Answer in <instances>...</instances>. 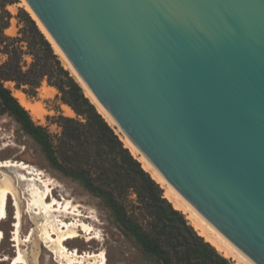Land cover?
Returning a JSON list of instances; mask_svg holds the SVG:
<instances>
[{"label": "water", "instance_id": "95a60500", "mask_svg": "<svg viewBox=\"0 0 264 264\" xmlns=\"http://www.w3.org/2000/svg\"><path fill=\"white\" fill-rule=\"evenodd\" d=\"M25 2L139 151L264 264V0Z\"/></svg>", "mask_w": 264, "mask_h": 264}, {"label": "trees", "instance_id": "16d2710c", "mask_svg": "<svg viewBox=\"0 0 264 264\" xmlns=\"http://www.w3.org/2000/svg\"><path fill=\"white\" fill-rule=\"evenodd\" d=\"M17 2L0 0V54L5 56L0 61L1 110L40 146L54 169L79 180L99 198L122 233L156 264H234L165 197L164 188L143 168L64 67L31 13L23 7H18L15 15L11 13L8 6ZM12 17L20 24L16 36L5 33ZM24 54L31 56L25 68ZM44 80L58 89L62 102L77 115L56 117L61 132L55 141L4 84L13 82L16 89L35 97ZM126 191L134 194L135 210H128L121 201Z\"/></svg>", "mask_w": 264, "mask_h": 264}, {"label": "rangeland", "instance_id": "374dc122", "mask_svg": "<svg viewBox=\"0 0 264 264\" xmlns=\"http://www.w3.org/2000/svg\"><path fill=\"white\" fill-rule=\"evenodd\" d=\"M18 7H23L27 10L24 0H18L17 3L9 5L8 9L15 15ZM19 27L20 24L17 18L12 17L10 26L5 30V33L9 36H16ZM58 55L64 67L75 77L60 54ZM4 58L5 56L0 54V61L4 60ZM30 61L31 56L29 54H24V68ZM4 84L11 89L13 95L20 101L22 100L20 94L22 91L16 89L13 82L6 81ZM24 96L25 102H22V104L29 111L33 120L46 128L53 141L56 140L61 132V128L55 122L58 115L77 118L73 109L62 102L61 94L58 89L50 85L46 80L42 81L37 88L35 97H28L25 94ZM36 114L40 115L37 117ZM5 161L20 165L19 168L16 166L0 167V182L12 184V187H14L17 192L22 211L20 228L22 238L33 228L31 240L22 242L21 245H19L29 264H62L58 255L53 250L54 246L52 243L47 242L40 228H38V225L36 227L35 222H40L41 219H35L36 221H34L30 218V215L25 212L27 195H23V185L16 181L17 177L22 174L34 175L38 173H40L43 179L49 180L53 197L60 201H64V199L68 200L72 205L78 207L82 211L83 216H89V218L82 219L90 223L94 228L90 235L79 231V236L72 240L68 239L65 242V246L69 250L76 249L79 254L85 251L96 253L102 251L105 255V264H156L154 260L146 257L142 253L139 246H137L132 239L122 233L115 224L110 210L102 201L88 192L79 180L64 176L60 171L54 169L45 157L40 146L25 135L18 128L14 120L0 108V163H4ZM49 199L50 196L48 197V200ZM121 201L128 210H135L133 206L135 203L134 194L132 192L126 191L121 196ZM12 202V197L9 196L7 217L0 222V232L2 234L0 241V260H4L0 261V264H9L10 258L8 257H12L17 249L12 241V223H14V206ZM138 220L140 223L144 224L139 215ZM96 232L98 235L96 238L89 241L86 240L87 236L96 235ZM231 261L237 264L234 260L231 259ZM63 262L66 261L64 260ZM85 263L86 262L82 264Z\"/></svg>", "mask_w": 264, "mask_h": 264}, {"label": "bare ground", "instance_id": "6f19581e", "mask_svg": "<svg viewBox=\"0 0 264 264\" xmlns=\"http://www.w3.org/2000/svg\"><path fill=\"white\" fill-rule=\"evenodd\" d=\"M24 3L26 4L27 11H29L32 17L36 19L40 28L52 43L56 53L60 54L67 67L76 77H74L76 81L84 89L85 95L92 101V103L96 106L98 111L103 115L107 122L112 127H114L116 133L120 134L119 136L124 142V145L129 148L134 157H136L141 162L143 168L148 171L151 176L164 188L165 197L171 201L176 209L181 210L186 215L193 227L197 230V232L203 236L205 240L214 245L217 250L225 257L231 258L237 264H255L227 238H225L217 229H215L189 202H187L143 155V153H141L139 149L131 142V140L117 125L113 117L97 100L84 81L77 74L64 53L51 38L41 22L37 19L25 0ZM20 94L22 100H18L22 104V102H25V96L22 92H20ZM36 115L38 117L40 114ZM11 166H16L17 168L20 167L19 164H13L12 162L8 161L0 163V167ZM16 181L23 185V195H27V205L25 212H27L30 215V218L34 221H36L35 219H41L40 222H35L36 227L38 225V228H40L44 239H46L47 242L52 243L54 246L53 250L58 255L62 264H82L84 262H86L85 264H105V255L102 251L98 253L85 251L84 253L79 254L76 249L69 250L65 246V242L68 239L72 240L79 236V231L90 235L94 228L90 223H87L82 219L89 218V216H83L82 211L78 207L72 205L68 200L64 199V201H60L59 199L53 197L49 180L43 179L42 176H40V173L34 175L22 174L21 176L17 177ZM9 196L12 197V205L14 206L12 241L17 247L15 254L10 258L9 264H29L19 245H21L22 242L31 240L33 228H31L28 234L22 238L20 234L22 211L17 192L15 188L12 187V184H9L8 182H0V222H2L7 217V204ZM49 196L50 199L48 200ZM97 236L98 235L96 232V235L87 236L86 240L89 241L93 238H96ZM1 238L2 234L0 232V241ZM64 260L66 262H63Z\"/></svg>", "mask_w": 264, "mask_h": 264}, {"label": "flooded vegetation", "instance_id": "af4514ba", "mask_svg": "<svg viewBox=\"0 0 264 264\" xmlns=\"http://www.w3.org/2000/svg\"><path fill=\"white\" fill-rule=\"evenodd\" d=\"M14 219V218H13ZM13 224V223H12ZM8 258H11V257H8ZM2 259V258H1ZM0 261H4V260H0Z\"/></svg>", "mask_w": 264, "mask_h": 264}]
</instances>
